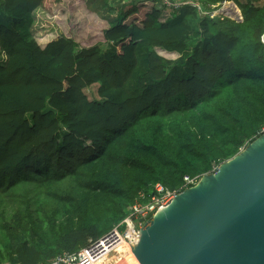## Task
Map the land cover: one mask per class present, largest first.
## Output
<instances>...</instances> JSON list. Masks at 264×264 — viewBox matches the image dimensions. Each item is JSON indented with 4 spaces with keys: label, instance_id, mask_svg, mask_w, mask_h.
<instances>
[{
    "label": "trees",
    "instance_id": "16d2710c",
    "mask_svg": "<svg viewBox=\"0 0 264 264\" xmlns=\"http://www.w3.org/2000/svg\"><path fill=\"white\" fill-rule=\"evenodd\" d=\"M233 1L239 22L88 0L107 24L101 48L63 34L41 46L31 26L45 0H0V264L78 251L139 192L183 190L261 133L264 0Z\"/></svg>",
    "mask_w": 264,
    "mask_h": 264
},
{
    "label": "water",
    "instance_id": "95a60500",
    "mask_svg": "<svg viewBox=\"0 0 264 264\" xmlns=\"http://www.w3.org/2000/svg\"><path fill=\"white\" fill-rule=\"evenodd\" d=\"M252 144L139 229V264H264V138Z\"/></svg>",
    "mask_w": 264,
    "mask_h": 264
},
{
    "label": "built area",
    "instance_id": "2783aa9c",
    "mask_svg": "<svg viewBox=\"0 0 264 264\" xmlns=\"http://www.w3.org/2000/svg\"><path fill=\"white\" fill-rule=\"evenodd\" d=\"M149 1L153 2V0ZM158 1L164 6V9L168 10H174L181 5L189 4L194 6L197 11L203 15H209L210 17L217 16L219 19H223L224 17L233 19L236 17L234 20L237 18L240 21L242 20L239 9L237 10V13H235L233 9H226L225 11L227 12L222 11L224 3H229L228 0H224L221 4L217 5L210 11L203 10L200 3L191 0ZM230 3H232V6L236 8L237 5L233 1ZM261 41L264 44V33L261 35ZM214 170L215 168L212 171ZM195 179L196 178H188L185 176V183L183 184L182 189L193 186ZM181 191V189L169 190L161 183H156L153 186L151 194L145 195V193L139 192L133 202L127 207L125 217L98 239L90 240L87 245L80 248L76 252L64 251L47 262H39L37 264H97L99 259L107 252H112L117 244L128 243L129 246H131L136 243L139 237V229L143 228L158 210L168 206L170 198H174ZM118 260L116 259L114 262H117Z\"/></svg>",
    "mask_w": 264,
    "mask_h": 264
},
{
    "label": "rangeland",
    "instance_id": "374dc122",
    "mask_svg": "<svg viewBox=\"0 0 264 264\" xmlns=\"http://www.w3.org/2000/svg\"><path fill=\"white\" fill-rule=\"evenodd\" d=\"M120 1L122 3L129 4L131 0ZM137 1L138 3L143 4V6H145L146 8H149L150 4L152 3V1L149 0ZM228 1L230 3L233 0ZM261 1L262 0H260V2ZM87 3L88 0H45L44 6L35 10V22L31 26L33 35L37 42L41 46H44L45 43L52 40L57 35L63 34L64 36L74 38L83 47H90L93 45H98L101 48L105 47L102 31L107 27V24L104 20L99 19L96 15L89 12L86 7ZM230 4L232 5V3ZM223 7H226L227 9H233L235 13H237V10L239 9L238 7L229 8L226 4ZM163 10L164 11H162V14L164 13L165 15L171 12L168 9ZM222 11L227 12L225 11V9L223 10V8ZM214 18H217V16ZM235 18L236 17L230 19L234 20ZM234 21L239 22L240 20H238L237 18ZM157 52L168 59H173L177 56L176 53H169L166 51H162L161 49H157ZM4 58L5 55L0 51V59L4 60ZM95 90L96 85H93L85 89V92L89 98H93L95 96ZM263 134L264 128L254 140L241 147L240 150L235 154V156L237 157L244 154V152L251 146V144L257 139L259 140L263 136ZM227 162L228 161L225 160L220 163L214 171L201 175L195 180L194 185L199 183L205 176L209 177V174L216 172L222 165L226 164ZM123 258L125 257H122L121 259L119 257L120 261L118 260L117 263H114V261L118 258L115 257L114 259H112L111 257V262L109 264H123L125 261V259ZM132 258L133 256L131 255V257H129V262H133Z\"/></svg>",
    "mask_w": 264,
    "mask_h": 264
},
{
    "label": "bare ground",
    "instance_id": "6f19581e",
    "mask_svg": "<svg viewBox=\"0 0 264 264\" xmlns=\"http://www.w3.org/2000/svg\"><path fill=\"white\" fill-rule=\"evenodd\" d=\"M226 3H224V6H225ZM226 10L227 8L226 7H223V10ZM228 10V9H227ZM264 138V135L263 137H261L259 140L257 139V141L255 143L252 144V148H254L256 145H260L262 144V140ZM229 165L227 164H224L220 170L228 167ZM168 207V206H166ZM170 207V206H169ZM161 213H165V207L161 208L160 210L157 211V213L155 214V216H157L158 214H161ZM123 246H124V249L126 248V251L124 254H122L120 256V259L122 257H125L123 259H125L124 263L123 264H139V262L137 261V259L134 257L133 253L131 254V246H129L128 243H121ZM112 252H107L106 254H104L100 259L99 261L97 262V264H109L111 262V257H112ZM131 255L133 256L132 258V261L133 262H129V257H131ZM111 256V257H110ZM118 260V259H117ZM120 261V260H119ZM123 262V261H121ZM114 263H117V262H114ZM121 264V263H120Z\"/></svg>",
    "mask_w": 264,
    "mask_h": 264
}]
</instances>
